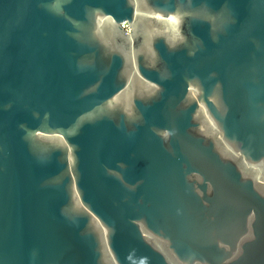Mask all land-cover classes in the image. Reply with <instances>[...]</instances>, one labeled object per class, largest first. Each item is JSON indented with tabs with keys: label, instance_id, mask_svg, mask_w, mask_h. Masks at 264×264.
Instances as JSON below:
<instances>
[{
	"label": "water",
	"instance_id": "water-1",
	"mask_svg": "<svg viewBox=\"0 0 264 264\" xmlns=\"http://www.w3.org/2000/svg\"><path fill=\"white\" fill-rule=\"evenodd\" d=\"M0 264H264V0H0Z\"/></svg>",
	"mask_w": 264,
	"mask_h": 264
}]
</instances>
